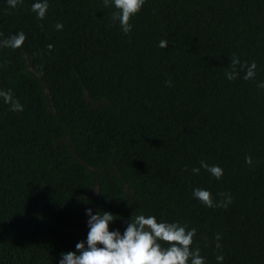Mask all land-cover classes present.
I'll list each match as a JSON object with an SVG mask.
<instances>
[{"label":"trees","instance_id":"1","mask_svg":"<svg viewBox=\"0 0 264 264\" xmlns=\"http://www.w3.org/2000/svg\"><path fill=\"white\" fill-rule=\"evenodd\" d=\"M32 3L0 0V41L26 37L0 46L23 105L0 102V264H56L86 207L117 214L110 230L133 213L194 227L205 264H264V0H145L128 34L104 0H48L43 19ZM233 55L254 79H226Z\"/></svg>","mask_w":264,"mask_h":264},{"label":"clouds","instance_id":"2","mask_svg":"<svg viewBox=\"0 0 264 264\" xmlns=\"http://www.w3.org/2000/svg\"><path fill=\"white\" fill-rule=\"evenodd\" d=\"M22 0H7L15 8ZM107 5L111 3L114 11L112 20L118 22L121 31L128 34L132 30L129 22L131 17L138 13L145 0H104ZM49 7L48 0H33L31 11L38 19H43ZM55 27L63 28L60 22ZM26 37L23 31L9 36L0 41V46L19 48ZM165 40L159 41V47H165ZM49 49L53 46L47 45ZM243 72V79H254L257 75L255 61L244 63L238 56L230 57L229 69L225 71L228 80L236 79ZM170 83V81H166ZM257 87L264 89V81H258ZM0 102L9 105L12 111H22L23 105L13 96L11 89H0ZM245 163L252 164L251 156H245ZM200 167H192V174H199L200 169H205L216 179L223 175V169L217 164H208L205 160L199 161ZM192 195L207 207H227L232 197L220 193L224 199L214 202L212 194L205 188H193ZM87 234L83 240L76 242L74 250H65L60 253L56 264H205V257L200 255V249L190 247L197 229L188 228L178 221L157 220L154 215L132 214L123 231L111 228L118 218L117 214L104 209L94 210L85 208ZM216 239L219 240V234ZM162 242H167L166 246ZM220 248V244H216ZM218 264L223 261L222 254L215 257Z\"/></svg>","mask_w":264,"mask_h":264}]
</instances>
